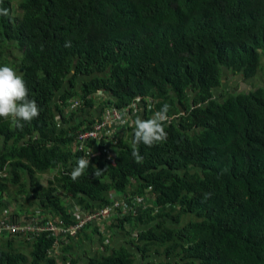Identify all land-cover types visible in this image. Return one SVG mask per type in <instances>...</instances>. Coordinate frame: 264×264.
I'll return each mask as SVG.
<instances>
[{
    "label": "trees",
    "instance_id": "obj_1",
    "mask_svg": "<svg viewBox=\"0 0 264 264\" xmlns=\"http://www.w3.org/2000/svg\"><path fill=\"white\" fill-rule=\"evenodd\" d=\"M0 7L9 10L0 16V66L23 75L42 109L23 128L0 118V212L3 198L23 195L41 217L67 226L69 207L92 212L113 192L128 193L132 210L112 219L123 247L102 239L104 253L86 264H264V86L217 90L226 75L252 80L262 71L264 0H0ZM98 91L121 113L133 104L139 113L141 104L142 119L168 104L167 139L138 145L137 162L122 136L131 126L113 123L117 143L101 133L72 151ZM80 157L90 167L73 182ZM186 215L193 218L182 224ZM88 223L59 260L50 233L0 240V264H76L70 252L101 236Z\"/></svg>",
    "mask_w": 264,
    "mask_h": 264
},
{
    "label": "crops",
    "instance_id": "obj_2",
    "mask_svg": "<svg viewBox=\"0 0 264 264\" xmlns=\"http://www.w3.org/2000/svg\"><path fill=\"white\" fill-rule=\"evenodd\" d=\"M103 93L101 91L97 92V95L103 97L104 99H97V100H101L99 101V103H97V100L95 101V106H94V110L90 113V115H88L87 121H90V123H92L95 120H98L99 118L102 117V115L105 113L106 110H109L110 112H117L121 115V120L120 121H115L112 122L113 123H121L122 127H125V125L128 123L131 126V129L125 134L124 132L122 133L123 137H127L130 139V143L132 144L133 141V130L135 127V121L137 118H142L143 115V108L142 105L139 104V108L140 111L139 113L136 110V106H130V108L128 109H124L123 112L121 113L119 110L115 109L113 104H107L106 102L109 101H114L110 96L108 95H102ZM138 102L140 100V98L136 99ZM86 118V117H85ZM69 125V122L67 123ZM59 124H57L58 126ZM64 126V125H61ZM102 133L104 134L105 137L110 138V142L111 145L117 143V139H115L113 137V134L111 133V131L109 130V127L104 128V130L102 131ZM128 134V136H127ZM81 145L79 143L76 142V140H74L71 144V150H77ZM106 149L108 150L106 153L108 155L109 158H114L115 157V152L112 150V146H107ZM105 151V150H104ZM24 197V196H23ZM132 197L131 195L124 194V193H115L113 192L111 194L110 197V204L108 206H104L101 209H97L95 211L92 212H97L100 210H103L105 208H107L109 210L108 214L104 215V216H100L97 217L95 220L89 222V227L88 230H92L93 228H96V230H98V233L101 236L98 235H93L91 237L90 241H82V245L78 246L74 251H71L70 254L74 256V259L76 260V264H86V259L87 258H91L96 254H100V253H104L103 252V246L100 243V240H104L103 244L105 246H108L109 249H120L123 247V241L125 238H123L120 234V221L119 220H112L113 218H117V217H122V215L127 214L128 211L132 210L131 206H128V201L126 200V198H130ZM16 199V198H15ZM25 199V197H24ZM33 201V199L30 200V202ZM2 202L4 203V205L6 206V209L3 210L2 212H0V218H1V214L4 211H7L9 213V217L13 220V222L16 221H20V222H24V218L20 213L18 212V210H15L14 208H18L20 207V205H16L13 210H12V206H9L11 204V202H14V200H8L6 198L2 199ZM22 204V202H20ZM24 203H26L27 205L29 203H27V201L25 200ZM25 204V205H26ZM23 205V204H22ZM33 209L29 210V212H27V218H29L28 222H31L32 220H30L32 217L37 218L38 219V224L39 225H44L46 223H51L53 225H57L59 222L62 223L61 221L57 220L56 223H54L53 220L48 219V218H44L40 216V210L38 208H36L35 205L30 206ZM21 210V209H20ZM33 210V211H32ZM67 214H70L72 216V219L74 220L73 223H75V215H79L82 212H86L83 211L82 209H77L76 207H69L67 209ZM117 216H115V214H117ZM39 214V215H37ZM42 216H45L46 214H41ZM190 216V215H189ZM49 218H52L50 216H47ZM99 218H104V219H108V220H102L101 222H97V219ZM71 223V224H73ZM128 227V226H127ZM126 227V228H127ZM88 230L85 228L84 231L85 233H88ZM77 235V234H76ZM76 235L72 238H67V237H63L59 234H53L52 237L55 238V243H57L55 245L54 250L51 253V256L54 257L55 259H58L61 257L62 254V249L65 247L66 244H69L70 242L68 240L72 239L74 240L71 243H75L77 238L75 239ZM26 237V236H25ZM23 237V238H25ZM22 238V237H21Z\"/></svg>",
    "mask_w": 264,
    "mask_h": 264
},
{
    "label": "clouds",
    "instance_id": "obj_3",
    "mask_svg": "<svg viewBox=\"0 0 264 264\" xmlns=\"http://www.w3.org/2000/svg\"><path fill=\"white\" fill-rule=\"evenodd\" d=\"M8 15L9 10L0 7V16ZM169 107L168 104H164L151 119H136L133 130L132 156L137 162L143 159L137 150L138 145L143 144L151 147L167 139L168 133L165 130V124L169 121ZM41 111L37 101L30 98V90L23 75L11 66H0V118H12L18 128H23L24 123H30L37 119ZM89 167V158H78L70 172L72 181L76 182L84 176Z\"/></svg>",
    "mask_w": 264,
    "mask_h": 264
},
{
    "label": "built area",
    "instance_id": "obj_4",
    "mask_svg": "<svg viewBox=\"0 0 264 264\" xmlns=\"http://www.w3.org/2000/svg\"><path fill=\"white\" fill-rule=\"evenodd\" d=\"M120 120L121 115L119 113L106 110L101 118L93 121L87 126L83 125L81 127V131L76 137V142L82 145V142L85 139H96L100 136L104 128L110 127L112 122ZM108 212L109 210L107 208L97 212H82L79 215H75V223L65 226L60 222L57 225H53L51 223L39 225L38 219L34 217L30 219L32 220L31 222H28L29 218L27 217L24 218V222H13V220L9 217V213L4 211L0 218V240L13 239L16 236L21 238L30 233H50L51 235L59 234L63 237L72 238L86 223L95 220L97 217L104 216L108 214Z\"/></svg>",
    "mask_w": 264,
    "mask_h": 264
},
{
    "label": "rangeland",
    "instance_id": "obj_5",
    "mask_svg": "<svg viewBox=\"0 0 264 264\" xmlns=\"http://www.w3.org/2000/svg\"><path fill=\"white\" fill-rule=\"evenodd\" d=\"M261 70L262 71L258 73V76L252 80H244L242 77H237V76H232V75L224 76L222 78V86L217 88L218 93H220L224 90H231V91H236V92H247L248 89H251V88L255 89L258 86H264V67L261 68ZM99 99H104V98L99 97ZM99 101H101V100H97V103H99ZM53 175H54V173H50V174L46 175L45 178H41L40 183L42 185H45L47 183V181L52 179ZM13 199H14V202H11V204L9 206H12V210H13V208L16 205H20V207L14 208V209L18 210V212L22 213L21 215L26 218L28 215L26 213L29 212V210L33 209L32 207H30L33 205H30V204L27 205L26 203H24L25 199H24L23 195H18L16 197L14 196ZM20 202H22L23 205ZM117 215H118V213L115 214V216H117ZM192 218L193 217L188 216V215L183 216L181 222H182V224H186ZM103 219L104 218H99L97 220H103ZM97 222H99V221H97ZM21 247H22V245H21ZM22 248H24V247H22ZM26 251L28 252L27 249H25V252Z\"/></svg>",
    "mask_w": 264,
    "mask_h": 264
}]
</instances>
